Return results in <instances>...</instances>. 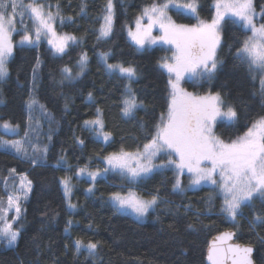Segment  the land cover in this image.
<instances>
[{
    "label": "snow or ice",
    "instance_id": "6c2138e0",
    "mask_svg": "<svg viewBox=\"0 0 264 264\" xmlns=\"http://www.w3.org/2000/svg\"><path fill=\"white\" fill-rule=\"evenodd\" d=\"M212 9L211 19H202L199 0H150L135 17L134 27L129 24L124 26L130 43L137 51L161 45L167 46V51L171 52V56L157 61L158 68L167 78L165 109L153 127L145 132L142 146L137 145L134 151L121 147L119 151L104 155L103 165L95 170L91 169L92 162L89 160L84 166H78L74 175L89 184L85 189L88 196L95 194L100 179H105L108 174L119 176L124 184L108 194L107 203L116 212L132 215L137 221L154 212L161 202L169 203L162 199L159 189L147 197L136 191L152 175L168 170L174 176L173 192L183 193L207 186L210 189L207 206L210 209L213 201L219 198L220 214L234 228L238 226V219L243 218L244 208L252 211L251 229L264 224V114H257L249 120L234 138L224 139L217 134L216 128L236 124L240 120V112L223 88L215 91L211 88L224 63L219 56L224 28L233 24L243 29L244 35L236 46L234 60L246 65L254 78L259 76L260 93L264 98V7L257 12L254 0H212ZM173 10L177 15L190 16L196 23H177L169 14ZM78 15H86L85 0H81ZM115 19L114 2L106 0L99 17L100 26L96 30L97 43L107 42L113 35ZM57 21L61 27L66 23H75L73 16L63 15L60 0H56L55 4L51 0H0V80L8 77V62L17 48L37 49L32 69L35 84L42 63L39 48L43 42H47L54 57L61 58L68 54L70 48L82 42L83 37L58 31ZM154 30H158V34H154ZM16 35H19V40L14 39ZM97 55L109 78L124 82L120 100L122 118L134 119L137 110L145 107L144 101L132 88L133 82L140 78L137 67L122 61L110 63L111 51H102ZM88 62L87 52L82 51L75 70L67 64L61 67V85H71L83 76ZM189 82L194 86L207 84L209 87L203 94L188 91L184 85ZM87 101H94L91 91ZM25 108L22 136L19 123L0 118V154L10 155L33 169L46 167L56 118L34 95V88L25 100ZM45 124L47 133L43 130ZM138 126L141 131L146 129L142 122ZM82 131L91 133L104 144L113 139V132L106 128L100 107L96 108L94 118L83 121ZM9 134L18 138H4ZM73 139L80 148L85 146L81 136H74ZM65 163L66 155H59L51 166L60 168ZM184 175L188 178L187 189L182 182ZM0 183L3 184L0 189V244L14 249L21 235L24 205L33 191V181L26 173L18 174L15 168H9L7 176H0ZM59 185L69 216L64 233L70 234L74 223L71 215L78 208V204L71 199L72 176L61 177ZM125 185L127 191L124 190ZM256 201L261 204L259 212L254 208ZM179 207L175 214L177 220ZM183 207L185 216L192 214L195 221L186 223V230L194 232L201 213H192L191 204ZM10 213L13 215L9 216ZM55 218L54 215L51 220ZM88 227H92L91 222ZM170 227L175 228L178 243L183 247L178 238L179 229L175 223ZM257 236L264 244V235L258 233ZM237 238L235 231H224L213 237L207 245V264H255L254 247L236 243ZM68 247L65 245L66 250ZM72 247L77 259L83 254L86 259L95 261L100 255L101 242L76 238ZM53 264H58V261H53Z\"/></svg>",
    "mask_w": 264,
    "mask_h": 264
},
{
    "label": "trees",
    "instance_id": "16d2710c",
    "mask_svg": "<svg viewBox=\"0 0 264 264\" xmlns=\"http://www.w3.org/2000/svg\"><path fill=\"white\" fill-rule=\"evenodd\" d=\"M51 2L55 4L56 0ZM105 2L106 0H85L86 15L80 16L81 0H60L63 15L73 16L75 23H66L61 27L57 21L59 29L78 38L83 37V40L78 46L70 48L62 58L54 57L43 42L39 48L42 63L35 84L32 69L37 49L17 48L8 62L9 75L1 83L0 118L19 123L24 128L25 100L34 88V95L46 105L57 123L53 125L48 166L33 169L10 155L0 154V176H7L8 169L15 168L18 174L26 173L33 181V191L24 207L18 244L14 249L0 248V264H53V261H58V264H206L208 242L215 235L230 229L237 233V242L255 247V264H262L264 244L260 243L257 234L264 235V224L251 229L249 221L252 219V211L244 208L243 218L238 219V226L234 228L220 214L219 198L213 201L209 209L207 199L210 189L206 186L183 193L173 192L172 171L152 175L136 191L147 197L149 193L159 189L162 199L169 203L161 202L148 215L147 220L137 221L132 215L116 212L107 203L108 194L124 184L119 176L108 174L105 179H100L96 184L95 194L91 196L85 192L89 184L75 177L76 168L84 166L89 160L92 162L91 169H96L103 165L104 155L119 151L121 147L134 151L137 145L142 146L145 132L153 127L166 106L167 78L158 68L157 61L168 55V51L161 47L137 51L128 40L124 27L126 24H133L141 8L150 0H113L116 11L113 35L107 42L97 43L96 30L100 26L99 17ZM199 5V15L211 19L212 0H199ZM255 6L261 9L264 7V0H255ZM177 18L193 21L183 15H177ZM243 39V29L239 26H225L219 52L224 63L211 85L213 91L223 88L240 112V120L236 124L216 128L217 134L224 139L234 138L243 131L249 120L257 114H264V98L257 78L249 74L246 65L234 60L236 46ZM82 51L89 56L87 70L73 84L61 85L59 69L67 64L75 70ZM102 51L112 52L110 63H131L140 73V78L133 82L132 88L138 98L144 101L145 107L137 110L134 119L122 118L120 100L124 82L109 78L106 74L97 55ZM186 86L196 88L190 82ZM208 87L207 84L200 86L199 93L203 94ZM90 91L94 96L93 102L87 101ZM97 107L103 111L106 128L113 132V139L107 144L97 141L91 133L82 131L83 121L94 118ZM141 122L146 125L144 131L138 126ZM44 129L47 131L45 125ZM74 136L84 138L83 148L75 144ZM59 155H66L67 163L60 168H53L51 165ZM65 175L72 176L71 199L78 204L71 215L74 223L70 234L64 233L69 216L59 185V179ZM186 179L184 175V186L187 185ZM2 188L3 184L0 183V189ZM126 189L125 185L124 190ZM188 204H191L192 213H201L194 232L187 231L185 227L186 223L195 222L192 214H184L183 206ZM178 206L180 215L177 220L175 214ZM254 208L257 212L262 210L259 201L254 203ZM54 215L56 218L53 221L51 217ZM89 222L91 228L88 227ZM174 223L179 229L178 238L183 247L178 243L175 228L170 227ZM16 226L18 225H14ZM76 238L100 241L99 257L93 261L81 254L77 259L72 247V241ZM65 245L69 246L67 250Z\"/></svg>",
    "mask_w": 264,
    "mask_h": 264
},
{
    "label": "rangeland",
    "instance_id": "374dc122",
    "mask_svg": "<svg viewBox=\"0 0 264 264\" xmlns=\"http://www.w3.org/2000/svg\"><path fill=\"white\" fill-rule=\"evenodd\" d=\"M254 6H255V0H254ZM255 8H256V11H257V12H260L261 9H258L256 6H255ZM169 14L172 15L173 19L176 20L177 23H184V24H194V23H196V20L193 19V18H191L190 16H186V17H189V18L193 19L192 22L178 19L175 10L171 11ZM178 16H179V15H178ZM183 16H185V15H183ZM200 18L205 19V18H203V17H201V16H200ZM18 19H19V18H18ZM209 20H210V19H209ZM132 26L134 27V22H133ZM56 27H57L58 31H60V32H64V31H62V30L59 29L58 24L56 25ZM125 32H126V36H127V29H125ZM154 34H158V30H154ZM127 38H128V37H127ZM14 39H15V40H19V35H16V36L14 37ZM128 40H129V39H128ZM44 43H45V44L47 45V47L49 48L47 42L45 41ZM154 47H161V48H164V49L167 51V46L155 45V46H153L152 48H154ZM152 48H150V49H152ZM220 49H221V48H220ZM220 49H219V52H220ZM168 53H169V54L166 55V56H171V52L168 51ZM164 57H165V56H164ZM256 78H257L258 84H259V86H260V88H261V85H260V78H259V76H256ZM4 80H5V79H4ZM4 80H0V91H1V83H2ZM184 86H185V88H186L188 91H193V92H199V89H200V88H199L200 86H195L196 88H194V87H192V88H188V87L186 86V84H185ZM201 94H202V93H201ZM45 126L47 127V124H45ZM23 129H24V128H22V127L20 128V135H21V136L23 135ZM43 130H44L45 133H47L46 129H43ZM4 138H6V139H16V138H18V137L15 136V135H11V134H9V135H6ZM92 170H95V169H92ZM185 176L187 177V175H185ZM182 182H183V180H182ZM186 182H187V185L184 186L185 188H187V186H188V178L186 179ZM206 187H207V186H206ZM127 190H128V189H126V191H127ZM24 207H25V205H24ZM11 215H13V213H10V214H9V216H11ZM147 217H148V216H147ZM147 217H146L145 219H143L142 221L147 220ZM2 247H5V246H4L3 244H0V248H2ZM5 248H7V247H5Z\"/></svg>",
    "mask_w": 264,
    "mask_h": 264
},
{
    "label": "water",
    "instance_id": "95a60500",
    "mask_svg": "<svg viewBox=\"0 0 264 264\" xmlns=\"http://www.w3.org/2000/svg\"><path fill=\"white\" fill-rule=\"evenodd\" d=\"M226 231H233V230L230 229V230H226ZM223 232H224V231H223ZM217 235H218V234H217ZM215 236H216V235H215ZM215 236H214V237H215ZM212 239H213V237H212ZM212 239H211V240H212ZM235 242H236V243H239V242H237V241H235ZM240 244H242V245H248V244H243V243H240ZM252 246H253V245H252ZM253 247H254V246H253ZM254 249H255V247H254ZM206 253H207V250H206ZM254 256H255V251H254V254H253V258H254ZM205 259H206V257H205ZM206 264H207V260H206Z\"/></svg>",
    "mask_w": 264,
    "mask_h": 264
}]
</instances>
